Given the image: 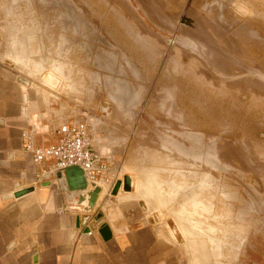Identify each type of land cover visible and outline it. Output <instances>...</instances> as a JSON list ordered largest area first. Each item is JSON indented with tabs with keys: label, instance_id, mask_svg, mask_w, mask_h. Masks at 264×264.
Masks as SVG:
<instances>
[{
	"label": "rangeland",
	"instance_id": "1",
	"mask_svg": "<svg viewBox=\"0 0 264 264\" xmlns=\"http://www.w3.org/2000/svg\"><path fill=\"white\" fill-rule=\"evenodd\" d=\"M164 3L0 0V63L75 120L117 102L137 113L142 151L106 176H133L187 264L215 252L228 264L229 243L235 264H264V48L253 39L254 55L230 56L214 38L227 24L185 23L187 8Z\"/></svg>",
	"mask_w": 264,
	"mask_h": 264
},
{
	"label": "crops",
	"instance_id": "2",
	"mask_svg": "<svg viewBox=\"0 0 264 264\" xmlns=\"http://www.w3.org/2000/svg\"><path fill=\"white\" fill-rule=\"evenodd\" d=\"M247 1L249 4L239 0H171L168 4L165 0L162 7L187 8L188 16L182 17L185 23L227 24L228 31L217 32L214 38L228 41L230 56L245 57L255 54L248 49L253 47L248 44L253 39L264 48V0ZM239 4L248 15L236 10ZM193 7L197 13L201 9V14L194 15ZM255 9L260 11L258 19L251 16ZM252 25L258 27L252 29ZM202 32V38L208 39L207 31ZM117 103L121 106L116 110L85 111L81 118L90 125L94 148L116 172L119 167L131 166L129 157L135 156L130 153H139L144 144L138 139L139 127H135L137 113ZM73 114L70 103L63 109L52 105L49 97L21 83L18 74L0 63V264H187L182 244L156 221L136 189L124 191L122 185L112 194L118 178L112 182L106 176L96 182L103 189L84 220L83 207L76 205L82 191H63L59 177L51 174L53 161H35L33 152L25 147L24 133H31L39 146L55 143L59 126L75 120ZM30 187L31 191L15 195ZM228 248L223 260L235 264L234 243ZM218 255H212L211 264L220 263Z\"/></svg>",
	"mask_w": 264,
	"mask_h": 264
},
{
	"label": "built area",
	"instance_id": "3",
	"mask_svg": "<svg viewBox=\"0 0 264 264\" xmlns=\"http://www.w3.org/2000/svg\"><path fill=\"white\" fill-rule=\"evenodd\" d=\"M25 147L33 152L36 162L53 161L55 169L77 165L83 168L87 178L99 182L108 173V164L93 144L90 125L87 121L72 120L62 123L55 143L39 146L31 133H24Z\"/></svg>",
	"mask_w": 264,
	"mask_h": 264
},
{
	"label": "water",
	"instance_id": "4",
	"mask_svg": "<svg viewBox=\"0 0 264 264\" xmlns=\"http://www.w3.org/2000/svg\"><path fill=\"white\" fill-rule=\"evenodd\" d=\"M235 8L243 15H248L249 13V11L240 4L237 5ZM18 80L23 84H30V81L23 77H19ZM51 174L59 177V183L63 191H82L77 194L78 198L76 200V205L83 207V219L85 220L89 218L90 213L93 211L95 203L97 202L99 194L101 193L103 187L98 183L90 181L87 178L83 168L77 165H71L60 169H55L51 172ZM77 174L79 176H76ZM122 185L124 191H132L134 185L133 176L130 174H125L123 180H117L112 188V194H117ZM31 190L32 187L24 189L22 191H18L15 193V195L18 196ZM101 215L102 214L100 213L99 216ZM78 224H80V217L78 220ZM87 230H89V228Z\"/></svg>",
	"mask_w": 264,
	"mask_h": 264
}]
</instances>
